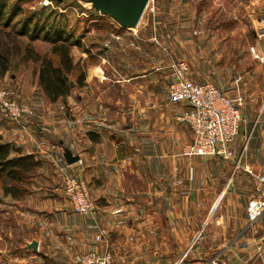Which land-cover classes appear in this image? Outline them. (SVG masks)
Returning <instances> with one entry per match:
<instances>
[{
	"label": "crops",
	"instance_id": "crops-1",
	"mask_svg": "<svg viewBox=\"0 0 264 264\" xmlns=\"http://www.w3.org/2000/svg\"><path fill=\"white\" fill-rule=\"evenodd\" d=\"M262 8L254 10L260 29ZM143 16L136 28L110 21L116 39L111 48L88 51L99 67L87 66L79 95L70 93L63 105L37 101V115L26 128L0 117L3 138L42 160V179L16 199L21 215L3 229L19 245L9 242V251L0 246V264H29L28 257L38 254L46 259L37 264H80L77 252L107 250L113 255L108 264H195L214 258L264 264V216L250 225L247 215L249 201L262 190L264 70L239 66L223 82L225 93L243 98L245 125L232 144L234 157L185 155L183 147L194 134L178 117L187 103L169 96L174 58L153 52L154 33L145 37L149 43L140 41ZM258 34L255 44L264 60V32ZM123 37L128 42L121 50ZM133 41L149 53L133 51ZM211 59L200 55L192 61L198 82L220 70ZM57 105L60 114L53 110ZM65 172L88 182L93 213L75 212L60 191L62 181L55 180ZM34 240L37 249L29 246Z\"/></svg>",
	"mask_w": 264,
	"mask_h": 264
},
{
	"label": "rangeland",
	"instance_id": "rangeland-1",
	"mask_svg": "<svg viewBox=\"0 0 264 264\" xmlns=\"http://www.w3.org/2000/svg\"><path fill=\"white\" fill-rule=\"evenodd\" d=\"M110 1L115 0H8V4L9 10L17 7L22 9L13 23L17 21L20 26L25 19L33 17L40 22L64 26L73 34V40L79 39L82 42V45L72 47L76 68L70 75L73 83L71 93L76 91L79 95L80 72L87 66L95 69L99 67V63L88 54V51L103 49V45L111 48L112 38L116 39L111 33L113 29H110L112 25L110 21L115 19L107 7ZM260 7L264 9V0H149L140 26V31L144 32L145 36L139 39L142 43H149L145 37L154 33L156 38L152 39L151 44V47L154 45L153 52L165 53L174 60H185L189 64L190 76L194 80L196 77L191 67L194 58L200 55L203 58H212L211 63L215 66L218 63L221 68L215 76L210 77V81L222 88L223 82L227 79L226 74H232L239 66L242 69L264 70V60L259 58L260 54L255 44L258 33L264 32V28L260 29L254 13V10ZM153 21L155 22L152 23ZM20 39L24 45L30 41L29 36H22ZM126 42L128 41L124 37L121 38L119 48L125 46ZM133 42L131 43L133 51H139L144 55L149 53ZM33 43L40 51H48L52 46L50 42L42 39ZM228 49L231 50V54L228 53ZM226 56L229 57L228 60L224 59ZM0 88L5 89L11 99L33 107L34 116L30 122L37 115L35 103L51 101L44 91H41L34 62L23 61L21 56L15 58L11 69L0 75ZM62 99L58 101L61 105L66 103ZM53 110L60 114L58 105ZM0 117L4 118L1 114ZM244 125L242 123L241 130ZM18 127L22 128L19 125ZM37 178L42 179L38 175L34 180ZM55 181L63 183L61 177H56ZM2 182L3 178L0 177V246L9 251L12 241L14 246L19 244H16L13 233L12 235L8 229L5 231L3 229L15 225L16 218L21 214L16 212V208L20 207L16 199L11 195H3ZM41 182L47 185L45 181ZM49 183L54 184L53 181ZM26 189L28 190L23 196L29 195L34 186L27 184ZM60 191L66 195L63 186L60 187ZM28 259L29 264H37L46 258L38 254Z\"/></svg>",
	"mask_w": 264,
	"mask_h": 264
},
{
	"label": "built area",
	"instance_id": "built-area-1",
	"mask_svg": "<svg viewBox=\"0 0 264 264\" xmlns=\"http://www.w3.org/2000/svg\"><path fill=\"white\" fill-rule=\"evenodd\" d=\"M253 50V48H252ZM254 52V50H253ZM174 77L169 83V96L176 102H185L188 108L178 117L186 121L194 134L191 142L183 147L185 155H220L223 158L234 157L232 144L240 133L243 115L241 111L242 96L231 97L212 81L198 82L190 76L189 64L181 59L171 63ZM0 114L22 128H26L34 116V109L27 104H20L11 99L5 89L0 88ZM63 189L72 203L75 212L81 214L93 213L96 202L88 182L75 173H63ZM262 190L253 197L247 206L250 225L264 216V172L258 175ZM96 238H102L98 234ZM113 255L107 250L101 254L97 251L77 252L76 262L80 264H108ZM223 264L218 258L209 263Z\"/></svg>",
	"mask_w": 264,
	"mask_h": 264
},
{
	"label": "trees",
	"instance_id": "trees-1",
	"mask_svg": "<svg viewBox=\"0 0 264 264\" xmlns=\"http://www.w3.org/2000/svg\"><path fill=\"white\" fill-rule=\"evenodd\" d=\"M21 12L20 7L9 10L8 0H0V75L11 69L15 58L21 56L23 61L34 62L39 84L51 101L65 99L71 93L70 75L76 68L72 47L80 46L82 42L73 40V34L64 26L40 22L33 17L25 19L20 26L17 21L13 23ZM22 36L30 38L26 45L20 39ZM38 39L50 42L52 46L48 51H40L33 43ZM85 77L83 69L78 76L79 86ZM41 166L40 157L24 153L21 146L5 140L0 134V177L3 178L4 196L24 197L27 184H32Z\"/></svg>",
	"mask_w": 264,
	"mask_h": 264
},
{
	"label": "water",
	"instance_id": "water-1",
	"mask_svg": "<svg viewBox=\"0 0 264 264\" xmlns=\"http://www.w3.org/2000/svg\"><path fill=\"white\" fill-rule=\"evenodd\" d=\"M149 0H115L110 1L107 7L122 25L126 27H136L145 13ZM70 156V153L67 154ZM78 159V156L75 157ZM30 247L37 249L38 241L34 240L29 244Z\"/></svg>",
	"mask_w": 264,
	"mask_h": 264
}]
</instances>
